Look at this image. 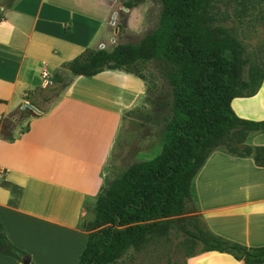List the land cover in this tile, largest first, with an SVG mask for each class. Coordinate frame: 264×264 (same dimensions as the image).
Returning a JSON list of instances; mask_svg holds the SVG:
<instances>
[{
    "label": "crops",
    "instance_id": "obj_1",
    "mask_svg": "<svg viewBox=\"0 0 264 264\" xmlns=\"http://www.w3.org/2000/svg\"><path fill=\"white\" fill-rule=\"evenodd\" d=\"M74 1L0 0V121L30 100L39 109L29 108L37 113L14 127L10 142L0 139V225L6 241L33 264H77L89 209L116 177L110 159L122 123L145 105L144 81L131 73L84 77L63 66L84 49H105L101 42L88 47V17L75 11ZM42 71L57 85L46 110L39 105L49 97L36 93L45 91ZM230 107L241 119L264 120V79ZM246 143L264 146V132L249 134ZM192 198L211 234L264 246V167L214 150L192 181ZM0 264L22 263L0 254ZM185 264L244 263L210 251Z\"/></svg>",
    "mask_w": 264,
    "mask_h": 264
},
{
    "label": "trees",
    "instance_id": "obj_2",
    "mask_svg": "<svg viewBox=\"0 0 264 264\" xmlns=\"http://www.w3.org/2000/svg\"><path fill=\"white\" fill-rule=\"evenodd\" d=\"M158 1L157 27L138 41L117 43L108 51L84 49L63 65L78 76L121 70L143 80L134 68L156 61L171 97L159 153L131 163L101 189L84 224L86 242L77 264H117L130 250L137 252L171 230L181 231L191 246L199 245L188 257L215 251L244 264H262L264 246L245 247L211 234L199 226L189 204L192 181L214 150L264 167V146L246 143L249 134L264 132V120L241 119L230 107L232 99L256 92L264 79V58L250 60L220 24L212 0ZM135 6V0L124 2L127 10ZM36 93L47 100L44 90ZM28 106L39 110L32 100ZM32 115L28 107L19 106L4 116L0 139L10 142L14 127ZM0 254L33 264L6 241L1 225Z\"/></svg>",
    "mask_w": 264,
    "mask_h": 264
},
{
    "label": "rangeland",
    "instance_id": "obj_3",
    "mask_svg": "<svg viewBox=\"0 0 264 264\" xmlns=\"http://www.w3.org/2000/svg\"><path fill=\"white\" fill-rule=\"evenodd\" d=\"M127 0H75V11L88 17L85 29L88 47L103 43L106 51L113 44L134 43L157 27L160 4L158 0H135L130 10L124 7ZM111 3L109 8L108 4ZM213 11L220 24L243 46L252 62L264 58V2L260 0H212ZM114 31V34H113ZM112 42L110 43V40ZM146 86L145 105L128 114L115 141L110 163L117 176L131 163L148 160L160 151L164 121L170 114V88L156 61L139 64L134 68ZM57 88L49 82L44 86ZM56 90L45 92L49 99L39 108L46 110ZM32 114L34 112L31 110ZM22 124V122H20ZM20 131L26 126L20 125ZM18 127V126H15ZM190 211H196L194 200ZM193 214V213H191ZM203 227L201 222L198 223ZM199 249L185 241L179 230H171L165 237L153 238L141 250H130L117 264H185L188 256Z\"/></svg>",
    "mask_w": 264,
    "mask_h": 264
},
{
    "label": "built area",
    "instance_id": "obj_4",
    "mask_svg": "<svg viewBox=\"0 0 264 264\" xmlns=\"http://www.w3.org/2000/svg\"><path fill=\"white\" fill-rule=\"evenodd\" d=\"M101 48H102V46H101ZM40 76H41L42 81H43V83H44L43 85L45 86V85L48 83V82L46 81V77H47L46 72L42 71L41 74H40ZM22 107H25V105L22 106Z\"/></svg>",
    "mask_w": 264,
    "mask_h": 264
},
{
    "label": "water",
    "instance_id": "obj_5",
    "mask_svg": "<svg viewBox=\"0 0 264 264\" xmlns=\"http://www.w3.org/2000/svg\"><path fill=\"white\" fill-rule=\"evenodd\" d=\"M25 105H26V107H28V108L32 109L30 106H28V104H25ZM33 111L37 113V111H36V110H34V109H33Z\"/></svg>",
    "mask_w": 264,
    "mask_h": 264
}]
</instances>
